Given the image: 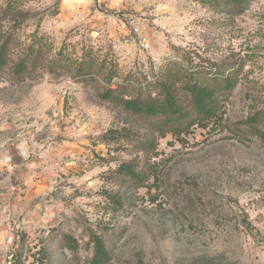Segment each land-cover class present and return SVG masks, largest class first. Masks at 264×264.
<instances>
[{
  "label": "rangeland",
  "instance_id": "rangeland-1",
  "mask_svg": "<svg viewBox=\"0 0 264 264\" xmlns=\"http://www.w3.org/2000/svg\"><path fill=\"white\" fill-rule=\"evenodd\" d=\"M8 38L0 264H90L91 232L109 264H264V122L239 124L264 109V0L234 19L196 0H0ZM30 48L43 61L15 75ZM237 63L224 126L181 138L102 95L156 96L168 76L202 79ZM131 158L157 183L121 176Z\"/></svg>",
  "mask_w": 264,
  "mask_h": 264
},
{
  "label": "trees",
  "instance_id": "trees-1",
  "mask_svg": "<svg viewBox=\"0 0 264 264\" xmlns=\"http://www.w3.org/2000/svg\"><path fill=\"white\" fill-rule=\"evenodd\" d=\"M203 6L211 8L223 17L234 19L236 16L244 14L250 9L256 0H196ZM12 9V8H11ZM11 38L0 39V70H3L9 62V53L11 50ZM33 47V46H32ZM26 58L15 63L13 72L17 76H21L25 71L29 70L30 65L36 67L38 62L43 61L38 58V54L33 48L27 50ZM63 57V56H61ZM65 58V57H64ZM65 58L70 63H76L80 67L82 61ZM60 61L62 58L59 59ZM91 58L88 67L91 66ZM104 63L102 64L103 67ZM73 66L69 67L72 71ZM241 66L239 63L233 65L227 74L214 72L212 75L207 74L204 78H189L182 74L168 76L160 80V92L156 96H137L125 97L114 94V89H107L102 93L103 97L111 98L123 105V107L131 112L143 114L149 117L153 122V130L160 137H166L172 134L177 138H181L183 133L189 134L195 125L208 127L211 124L224 126L223 98L228 91H232L238 83ZM185 98L181 97V94ZM260 122H264V109L253 106V110L247 119L239 122V124H247L250 128H257ZM259 136L264 141V132L257 130ZM144 146L153 147L154 140L147 138L143 141ZM139 162L135 158L123 161L117 171L124 178L131 179L134 183L141 186L151 187L157 183V176L151 174L145 167L139 166ZM154 181L149 183L151 177ZM115 209L123 207V198L121 193H114L110 196ZM70 238V236H66ZM90 242L94 247V255L90 264H109L112 255L108 249L102 234L91 232ZM72 247V246H71Z\"/></svg>",
  "mask_w": 264,
  "mask_h": 264
}]
</instances>
